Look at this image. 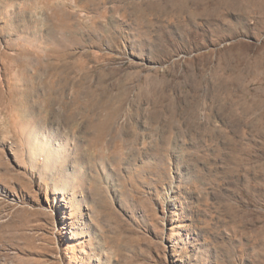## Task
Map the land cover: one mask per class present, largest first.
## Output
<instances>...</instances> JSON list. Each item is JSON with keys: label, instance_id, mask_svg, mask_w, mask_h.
<instances>
[{"label": "rangeland", "instance_id": "obj_1", "mask_svg": "<svg viewBox=\"0 0 264 264\" xmlns=\"http://www.w3.org/2000/svg\"><path fill=\"white\" fill-rule=\"evenodd\" d=\"M0 264H264V0H0Z\"/></svg>", "mask_w": 264, "mask_h": 264}]
</instances>
